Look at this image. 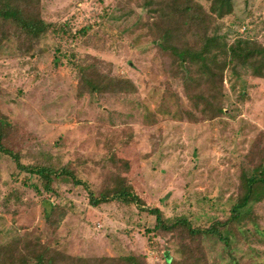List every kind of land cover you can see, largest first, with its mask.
Here are the masks:
<instances>
[{
    "label": "rangeland",
    "instance_id": "374dc122",
    "mask_svg": "<svg viewBox=\"0 0 264 264\" xmlns=\"http://www.w3.org/2000/svg\"><path fill=\"white\" fill-rule=\"evenodd\" d=\"M232 5L216 19L219 33L228 43L241 37L264 47V0ZM40 8L71 33L87 28L74 37L49 33L34 52L21 51L12 35L0 41V112L21 162L69 164L96 192L123 176L168 220L206 226L226 218L241 173L264 163V76L225 68L217 88L185 86L189 75L146 34L140 0H41ZM83 63L130 79L134 91L83 89L76 66ZM21 176L0 153V244L10 242L16 257L48 245L85 257L140 253L147 264L198 258L173 233H154V216L136 205L92 206L84 187L67 182L56 183V195L39 194ZM251 211L233 228L230 251L201 238L207 264H264V199Z\"/></svg>",
    "mask_w": 264,
    "mask_h": 264
},
{
    "label": "trees",
    "instance_id": "16d2710c",
    "mask_svg": "<svg viewBox=\"0 0 264 264\" xmlns=\"http://www.w3.org/2000/svg\"><path fill=\"white\" fill-rule=\"evenodd\" d=\"M40 5L41 0H0V41L12 35L22 43L21 51H30L49 33L64 38L85 33L87 26L71 33L68 27L64 29V24L46 21ZM140 6L148 15L143 24L153 44L168 51L177 61L178 70L189 75L185 86L206 84L211 88L216 83L217 88L225 68L232 72H236L238 67L247 68L254 74L264 76V47L253 39L241 37L228 43L225 35L219 33L216 27V19L232 12V0H140ZM76 66L81 86L89 92H128L135 89L130 79L96 72L91 63ZM11 131L12 125L7 116L0 112V153L13 159L16 174L22 175L20 184L24 187L32 188L39 194L56 195V183L67 182L74 187H84L92 206L109 202L136 205L140 211L154 216V226L151 228L154 233H173L180 240L181 248L196 251L198 258L193 264H207L200 247L203 236L216 238L230 251L233 228H239L243 218H253V204L264 199V163L258 162L241 173L238 195L229 206L226 218L214 219L206 226L193 225L184 216L168 220L158 207L146 206L123 176L115 175L110 184L96 192L69 164L56 167L43 161L21 162L18 151L8 141ZM9 243L0 244V264H147L145 256L140 253L85 257L48 245L35 253L31 251V257L26 259L19 255L16 257L7 250L12 249L7 246ZM163 264H169L168 255Z\"/></svg>",
    "mask_w": 264,
    "mask_h": 264
}]
</instances>
